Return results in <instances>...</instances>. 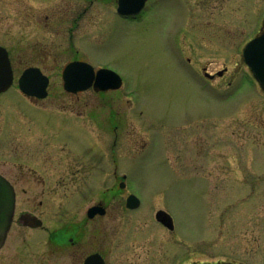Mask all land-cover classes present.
<instances>
[{"label": "rangeland", "instance_id": "obj_1", "mask_svg": "<svg viewBox=\"0 0 264 264\" xmlns=\"http://www.w3.org/2000/svg\"><path fill=\"white\" fill-rule=\"evenodd\" d=\"M116 7L112 0L91 8L87 0H0V45L15 81L26 67L49 78L47 97L34 105L14 82L0 95V119L67 115L82 119L90 135L98 124L89 115L106 119L103 160L80 155L82 164L58 175L71 184L51 185L43 198L18 194L17 212H55L56 223L66 224L102 201L109 264H132L147 242L153 264L264 263V94L242 60L264 21V0H149L131 21ZM73 60L113 70L122 87L64 91L61 73ZM204 69L215 78L205 79ZM56 147L71 151L64 142ZM128 194L140 199L136 210L126 209ZM158 210L171 215L173 231L151 219ZM33 233L14 226L0 257L40 260L45 234ZM88 237L81 244L92 248ZM56 257L67 264L65 253Z\"/></svg>", "mask_w": 264, "mask_h": 264}, {"label": "flooded vegetation", "instance_id": "obj_2", "mask_svg": "<svg viewBox=\"0 0 264 264\" xmlns=\"http://www.w3.org/2000/svg\"><path fill=\"white\" fill-rule=\"evenodd\" d=\"M95 1L96 0H87L88 8H91ZM101 1H108L110 3L111 0ZM112 1L117 6V0ZM148 1L149 0L146 1V4ZM83 11L85 12L86 9ZM119 18L127 21L136 19V17ZM263 31L264 21L260 24L257 35ZM10 61L13 70V83L16 82L17 84L18 78L15 81L14 66L11 57ZM87 63L90 64V62ZM92 67L94 69L103 68L99 66L94 67L93 65ZM27 68L29 67L24 68L21 73ZM224 71L221 70L216 72V76H222ZM203 76L209 81L215 78L212 73L207 72L205 69ZM198 77V75H193L192 80L197 83L196 78ZM88 90H92L96 94L104 93L95 92L92 87ZM5 92L0 93V95L4 94ZM23 97L25 101L28 100L33 105L36 104V101L43 100L35 97H26L25 95H23ZM64 116L67 115L59 117V115L54 116L47 114L46 116V114L42 115L41 113L34 112L28 114L23 113L19 115H12V117L9 116V118L7 115H5L0 119V176H2L11 185L15 197L12 223L3 246L0 248V252L5 246L11 229L14 226H17L22 230L31 231V236L34 235L33 232H41L45 234V239L41 242H44L45 250L46 252L47 250L49 251L50 256L46 254V252H42L41 259L37 260L39 261L38 264H44V261L46 263L51 262V264H55L54 262L57 260L56 256L59 250L61 253H65L67 264H84L85 261L91 256H95L91 258L92 264H109L106 255L104 254L106 226L103 222V219L107 215V212L102 201L96 202L92 206L88 207L85 212H82L81 218L78 222L69 220L66 224H57L58 222L56 221V215L53 214L55 212H39L38 210H22L17 212L16 200L18 194L27 195L28 199H36L37 197L43 198L49 191L55 190V187L51 189V185L58 186L61 188V190H64L66 185L71 184V176L63 177L58 175L61 174L63 168L71 169L73 167L72 163L82 164L83 161L80 155H83L87 158L92 157L91 159H96L98 157V161L103 160L104 154L99 152L98 147L100 145L102 150H104L106 125V119L104 115H89L91 116V119L97 117L95 120L98 124V132L96 135L93 133L91 135L85 133L86 131H84L82 128L83 125L81 124L82 119H79L78 117L73 118L71 116L68 118ZM116 129L117 126H114V130ZM114 135L113 146L116 145L117 138L115 133ZM62 142L66 143L71 151L65 152L62 150L58 152V146L56 147V143ZM91 143L93 147L97 148V150L92 152L87 151V149H90L91 146H89V144ZM64 147L65 146L60 148ZM47 186L50 187V190ZM119 188L123 189L120 187V185ZM86 196V191L82 192L81 197ZM41 204L42 201L40 200L39 206ZM94 206L102 207L105 212H88V210ZM127 210L133 211L131 209ZM156 213L157 212H152L150 214L151 219H153L158 226L166 229V227L156 219ZM51 214L54 219L52 226L49 227L46 225V220L47 216ZM136 228L138 229L137 226ZM37 236L39 237L40 235L38 234ZM88 236L93 242H95H89L88 245H92V248H86V243L81 244L82 238H87ZM149 245L150 244L148 242L138 244L140 251L138 254L135 251L133 252L132 259L134 261L132 264H153L151 258L153 254L151 248L152 246L150 247ZM13 249L17 253L18 247H13ZM19 261L20 257H0V264H18ZM37 261H35L34 264H37ZM186 264L203 263L198 261H190ZM210 264L235 263L229 261L214 262Z\"/></svg>", "mask_w": 264, "mask_h": 264}, {"label": "water", "instance_id": "obj_3", "mask_svg": "<svg viewBox=\"0 0 264 264\" xmlns=\"http://www.w3.org/2000/svg\"><path fill=\"white\" fill-rule=\"evenodd\" d=\"M146 0H117V13L121 16H135L140 13ZM243 59L249 67L254 79L264 92V32L250 41L243 49ZM13 73L5 49L0 47V93L6 91L12 84ZM63 88L69 93H77L93 87L95 92L115 90L121 86V78L113 71L100 69L94 72L93 68L83 62L69 63L62 72ZM48 79L37 68L25 70L18 79L20 91L28 97L39 99L47 96ZM124 187V183L120 184ZM15 205V197L11 185L0 176V248L9 231ZM139 200L130 195L126 207L136 208ZM88 212H105L100 206L91 207ZM156 219L168 230L174 229L172 218L163 210L156 213ZM92 257L84 264H92ZM94 264V263H93Z\"/></svg>", "mask_w": 264, "mask_h": 264}]
</instances>
